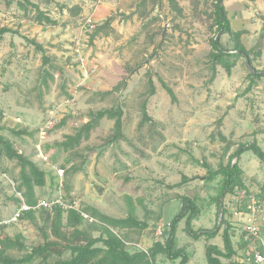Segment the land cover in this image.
<instances>
[{"label":"rangeland","instance_id":"obj_1","mask_svg":"<svg viewBox=\"0 0 264 264\" xmlns=\"http://www.w3.org/2000/svg\"><path fill=\"white\" fill-rule=\"evenodd\" d=\"M31 1L57 23H39L30 3L22 7L18 0L10 5L0 1V27L15 31L0 41V125L2 134L47 172L46 185L35 188L37 199L62 193L81 209L94 206L116 218L133 214L146 226L113 230L150 252L155 242L165 241L168 224L186 196L199 207L195 229L221 226L214 237L195 238L185 231V220L178 223L177 246L188 253V264H209L207 246L224 249L227 227L233 259L258 264L255 254L264 252V164L252 151L242 154L244 187L228 192L222 214L218 196L223 175L207 177L246 142L257 141L264 149V0H225L233 30L244 31L241 41L247 49L231 72L220 64L214 69L209 55L218 34L215 0H176L180 9L169 0ZM33 39L44 51L35 48ZM223 43L229 49L235 44L228 35ZM152 85L156 92L151 95ZM104 109L111 113L97 121L87 139L70 150L61 147L67 135ZM51 111L57 124L41 140L38 128ZM119 118L122 136L116 137ZM54 165L66 171L62 190L55 183ZM20 170L17 160L0 154V221L19 205L4 174L18 187ZM244 190L259 199L258 235L245 231L235 214L245 200ZM46 225L47 214L39 209L34 218L25 215L0 226V238L21 235L24 244L6 248L4 255L23 257L44 242ZM105 226L99 220L84 222L96 237ZM159 226L166 233L160 235ZM151 261L178 264L180 258L159 252Z\"/></svg>","mask_w":264,"mask_h":264},{"label":"trees","instance_id":"obj_2","mask_svg":"<svg viewBox=\"0 0 264 264\" xmlns=\"http://www.w3.org/2000/svg\"><path fill=\"white\" fill-rule=\"evenodd\" d=\"M2 1V0H0ZM10 5L14 0H4ZM172 6L178 8L176 0H169ZM215 24L217 26L218 34L212 38L210 51V58L213 68L217 65H222L228 72L237 64L238 58L241 54H247V49L241 41V36L244 31H234L229 18V12L225 5V0H215ZM31 4L36 10V19L39 23L55 24L57 21L53 19L46 11L41 9L38 3H33L31 0H18V4L25 7L26 4ZM180 9V7L178 8ZM15 32L11 27H0V41L5 34ZM228 35L229 39L235 42L233 49L226 48L223 40ZM35 45V48L44 51L43 45L36 40H30ZM44 61L48 59L44 56ZM164 87L168 90L172 97L175 96L173 89L163 81ZM156 89L152 85L150 94H155ZM144 117L149 119L147 104L144 103ZM111 113V109H104L98 111L94 117L83 124L74 134L67 135L66 139L61 142V147L70 150L75 148L83 139H87L92 130L97 126V121L104 116ZM66 119L63 120V123ZM0 125V154L8 159L17 160L21 170V183L18 189L23 191L26 200L31 204H36L38 199L36 197L35 188L43 187L47 182V172L42 169L35 161L20 152L8 138L1 132ZM117 135L122 136V122L119 118L116 124ZM247 151H252L258 159L264 164V149L257 141L246 142L235 151L233 159L225 166L218 170H213L207 177L209 180L214 179L217 175H223V183L218 196V209L221 214L225 211L224 199L228 192L237 191L244 187L242 178V169L239 164V159L242 154ZM76 171L78 169H75ZM51 183L55 182V176L50 175ZM57 185V179H56ZM73 202V201H71ZM182 207L175 214L170 222L165 241H157L151 249V253H146L143 250L134 248L130 250L127 248L123 238L113 229L116 228H130L138 226H146V223L139 221L133 214H129L125 218H116L103 213L94 206H88L83 209L95 219L104 223L105 229L100 236L90 235L84 227L86 219L81 215L77 209L64 210L60 206L54 207L52 210L42 209L46 212L49 225L43 228L44 242L32 247L31 251L26 253L23 257H10L4 255V250L13 246L24 248L21 241V235L15 238L4 237L0 238V264H24L31 263L40 258L48 262L54 255L58 256L51 264H153L151 257L159 252L167 254L172 259H179L178 264H188L189 255L183 249L177 246V228L178 223L185 220V231L188 235L195 238L207 235L209 237L216 236L221 230L220 225L213 228L195 229L193 227V220L199 214L198 205L190 198L183 196L181 198ZM36 211H29L23 215H28L34 218ZM22 217V218H23ZM223 220V219H222ZM5 226V225H1ZM166 233V232H165ZM53 237V238H52ZM224 249L217 245L210 244L206 249V256L209 264H240L233 259L235 250L232 244L229 228H225L223 232ZM101 243V244H100ZM69 252V256L63 257ZM223 258L226 261H223Z\"/></svg>","mask_w":264,"mask_h":264},{"label":"built area","instance_id":"obj_3","mask_svg":"<svg viewBox=\"0 0 264 264\" xmlns=\"http://www.w3.org/2000/svg\"><path fill=\"white\" fill-rule=\"evenodd\" d=\"M56 116L54 115V112L51 111L50 118H48L44 124H42L38 128V134L39 138L41 140L47 139L49 136L51 130L56 126ZM38 150L41 151V145H38ZM42 158L47 161L49 158L47 155L41 152ZM54 169L56 171V176H57V187L58 189L62 190L63 187L65 186L64 182V176H65V169L63 167H60L58 165H54ZM6 178L10 180L12 185L14 186L16 196L19 199V205L15 212L8 218L3 219L0 221V226L1 225H9L16 223L20 219H22L23 215L29 211H37L39 209H47V210H52L56 206L62 207L64 210H69V209H77L81 215L88 221H97L94 217H92L89 213L81 209L76 205L75 202L69 203L62 193H59L58 195H55L53 198H41L37 201L36 204H31L26 200V197L24 196L23 191L18 189L16 183L10 179L6 174H4ZM242 197H245L244 202L241 204V208L237 211H235V214L239 216V218L243 222V228L245 231H247L251 235H258L261 232V225L260 223V218H259V211H260V205H259V199L256 194L253 193H248L246 190L242 192ZM170 226V223L168 224ZM165 232V228L162 226L158 227V233L160 235H163ZM125 242L126 246L137 248L140 250L145 251L146 253L149 254V251L141 246L139 243L135 242H130L126 241L123 239ZM255 262L258 264H261L264 262V252L258 251L255 254Z\"/></svg>","mask_w":264,"mask_h":264}]
</instances>
